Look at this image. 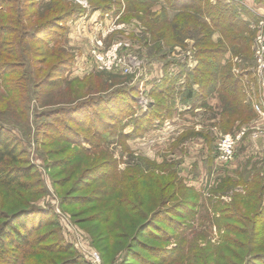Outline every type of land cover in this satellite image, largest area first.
<instances>
[{"label":"rangeland","instance_id":"1","mask_svg":"<svg viewBox=\"0 0 264 264\" xmlns=\"http://www.w3.org/2000/svg\"><path fill=\"white\" fill-rule=\"evenodd\" d=\"M51 1L34 0V9L42 11ZM56 1L75 14L53 27L50 43L30 44L33 66L39 68L37 81L43 83L39 92L48 94L40 95L45 104L31 105L29 127L15 120L13 105L4 104L17 98L0 80V115L6 119L0 122L20 138L27 161L23 165L32 166L34 173L28 178L31 186L22 193L0 187V206L11 211L40 210L43 218L32 223L31 237L48 234L44 243L60 239L71 246L68 250L61 244L67 251L55 264L64 257L75 264H91L94 253L101 264H164L150 246L162 253L179 243L184 256L198 254L206 246L213 249L219 231L213 228L211 215H219L223 207L218 199L230 201V194L219 195L217 182L234 175L248 158L264 165V119L257 117L248 125L255 127L250 130L243 125L234 133H221L216 94L194 104L184 101L178 91L185 89V72L197 65V45L193 35L178 43L167 41L161 32L175 15L168 8L173 0H157L139 10L131 0ZM93 3H105L106 8L93 9ZM255 18L254 40L263 21ZM254 40L251 63L233 61L252 72L254 81L244 77L245 84L254 90L264 111V72L258 76L255 71ZM113 48L116 58L111 59V68L100 69L93 51L107 53ZM50 49L58 51V57L51 58ZM42 56L44 64L35 62ZM54 64L61 71L46 74ZM177 75L181 78L175 82ZM45 81L55 85L44 86ZM132 88L137 90L130 94ZM29 95L20 98L27 100ZM48 110L60 112L56 121L41 117ZM32 119L36 124L30 123ZM225 136H239L228 160L218 146ZM132 207L141 216L135 225L143 223L137 239L147 246L129 252L125 243L131 239L119 247L116 232L123 230L117 228ZM164 256L168 254L163 260ZM171 257L167 264H173ZM215 262L211 258L210 264ZM178 264L193 262L186 259Z\"/></svg>","mask_w":264,"mask_h":264},{"label":"trees","instance_id":"2","mask_svg":"<svg viewBox=\"0 0 264 264\" xmlns=\"http://www.w3.org/2000/svg\"><path fill=\"white\" fill-rule=\"evenodd\" d=\"M131 1L136 10H139L143 6L148 9L157 0ZM258 1L264 3V0ZM60 3L52 0L47 4L49 7L40 11L34 9V0H0V80L3 79L8 93L17 98L14 101L7 100L4 104L13 105L17 114L15 120L19 124L25 123L27 127L31 105L34 108L38 102L45 104L43 94L47 93L39 92L43 83L41 79L37 81L39 68L35 69L33 66L34 58L30 55L32 53L30 44L50 43L49 36L55 32L53 27L75 14V10L66 9L63 3ZM102 4L91 5L93 9L106 8V4ZM168 8H172L175 15L169 24L164 23L162 26L166 28L161 31L165 33L163 34L165 39L181 43L193 35L197 45L195 51V56L198 57L197 65L185 72V89L178 93L184 95L185 102L191 101L193 104L216 94L220 102L218 125L221 133H234L243 125L248 126L258 115L254 107V100L257 97L254 90L245 84L244 77L249 76L250 81H254V78L248 66H241L237 59L247 63L253 60L251 48L255 30L251 23L257 18L242 5L224 0H217L214 3L210 0H173V6ZM170 27L173 28L172 31L168 30ZM215 34L217 36L213 40ZM56 52L58 51L50 49L49 56L58 57ZM34 55L39 53L36 52ZM234 58H237L236 61H233ZM45 61L46 58L42 56L35 62L44 64ZM59 63H62L61 59ZM49 68L46 74L61 71L56 64ZM236 70L237 72H234ZM9 74L14 77L7 78ZM180 78L181 76L177 75L173 81L176 82ZM45 82L47 84L44 86L55 85ZM193 85H197V89ZM136 90L132 88L130 94ZM29 92V98L26 100ZM22 94L26 97L20 98ZM128 99L134 104L132 97ZM59 113L48 110L41 113V117L56 121L55 115ZM0 119L5 118L1 116ZM30 123L36 124L33 119ZM4 125V122H0V187L22 193L31 186L28 178L34 174L33 167L23 165L27 161L21 140ZM48 127L53 130L52 125ZM66 137L70 138L68 135ZM217 188L221 197L230 194V201L223 202L218 199L217 203L223 207L218 211L219 215L218 213L211 215L215 221L213 228L219 231L216 246L214 245L211 250L209 246L200 248V253L187 256H184V247L179 243L170 251L162 250V253H157V247L150 246L149 250L155 252L152 253L156 258H161L164 264L169 263L171 256L173 264L186 259H191L193 264H199L197 259H202L203 264H210L211 258L216 261L215 264H264V165L251 162L248 158L239 170H235L234 175H226L220 179ZM19 196L21 204L22 194ZM131 203L134 204L132 201ZM2 208L0 206V264H55L60 259L61 252L66 253L67 248L71 249L70 245L63 244L60 239L44 243L48 234L31 237L34 232L32 223L43 218L36 207H20L15 211ZM135 208L132 207L131 212L127 210L126 216L128 215L130 221L123 220L121 228H117L123 229L116 232L120 241L113 239L119 247L127 238L131 239L125 243L126 248L130 247L129 252H133L131 248L147 246L137 239L143 223L135 225L136 220L141 217L139 211L133 210ZM222 220L225 222L219 225ZM131 232L134 233L128 237ZM180 238L185 240V235H181ZM165 254H168V257L164 256L166 259L163 260ZM57 264H75V261L64 257Z\"/></svg>","mask_w":264,"mask_h":264},{"label":"built area","instance_id":"3","mask_svg":"<svg viewBox=\"0 0 264 264\" xmlns=\"http://www.w3.org/2000/svg\"><path fill=\"white\" fill-rule=\"evenodd\" d=\"M260 29L258 30V33L254 40V54H255V71L258 76H261L264 72V28L261 30L262 27H264V17L263 21L260 20ZM114 50L108 51L107 53H102L100 50L96 52L93 51V55L95 60L98 62V66L100 69H110L112 66V58L115 56L116 58V48H113ZM120 61V59H118ZM118 65V64H116ZM263 86V99H264V82H262ZM255 99V98H254ZM254 107L256 111L258 112L259 117L264 119V111L261 109L260 104L257 103L254 100ZM243 133V132H242ZM237 138L231 137V136H225L220 139L219 141V150L221 151V155L224 160H228L232 155V150L235 144V140ZM91 264H101L99 256L94 253L91 256L90 260Z\"/></svg>","mask_w":264,"mask_h":264},{"label":"crops","instance_id":"4","mask_svg":"<svg viewBox=\"0 0 264 264\" xmlns=\"http://www.w3.org/2000/svg\"><path fill=\"white\" fill-rule=\"evenodd\" d=\"M212 3L214 2V0H210ZM237 4L242 5L243 7H245V9L249 10V12L251 14L255 16H258L260 18H263L264 16V3L259 2L258 0H234ZM243 15V14H242ZM244 18H246V16H243ZM247 19V18H246ZM250 95V94H248ZM257 117H259V115H257ZM256 117V118H257ZM253 122V121H252ZM255 127L253 126H248V127H244V130H250L253 129ZM245 132V131H244ZM253 158V157H252Z\"/></svg>","mask_w":264,"mask_h":264}]
</instances>
